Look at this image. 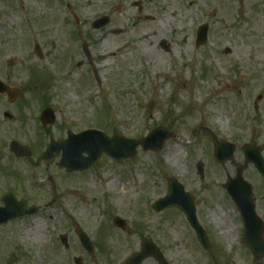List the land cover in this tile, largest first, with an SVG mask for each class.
Segmentation results:
<instances>
[{"label":"rangeland","instance_id":"1","mask_svg":"<svg viewBox=\"0 0 264 264\" xmlns=\"http://www.w3.org/2000/svg\"><path fill=\"white\" fill-rule=\"evenodd\" d=\"M103 16L109 23L92 28ZM202 24L209 27L208 38L197 45ZM36 42L41 60L33 52ZM0 78L24 91L15 105L0 96V193L28 195L40 207L0 227V264L84 259L75 247L65 253L58 241L73 223L98 244L99 264L122 262L145 237L169 264H264L240 245L224 188L235 164H243L242 145H264V0H0ZM46 105L57 119L47 129L39 120ZM158 126L174 135L161 151L138 147L132 160L104 155L88 171L72 174L59 169V158L35 163L49 141L64 138L67 130L142 138ZM23 138L35 147L33 162L9 153L10 141ZM217 138L236 145L233 160L215 159ZM170 177L197 197L210 251L199 245L182 212L152 209ZM244 177L257 191L264 188L252 164L244 165ZM52 182L56 198L48 205ZM115 216L125 219V230L112 224ZM142 264L159 263L148 258Z\"/></svg>","mask_w":264,"mask_h":264},{"label":"water","instance_id":"2","mask_svg":"<svg viewBox=\"0 0 264 264\" xmlns=\"http://www.w3.org/2000/svg\"><path fill=\"white\" fill-rule=\"evenodd\" d=\"M109 22L108 17H102L96 20L93 24V28H101ZM208 26L202 25L198 29L197 45H203L207 41ZM165 49L168 46L163 42ZM85 54L91 64L92 70L96 76L98 83L101 85L100 78L98 76L97 69L93 62V57L88 50L87 43H83ZM35 53L41 58L43 57L40 46L36 44ZM0 91L7 92L11 98L20 96V91H16V95L12 92L8 86L0 80ZM47 118L48 122H53V116L51 112H44L42 119ZM46 122V120H45ZM46 124V123H44ZM172 136V133L165 128L158 127L153 129L146 137L141 139H130L124 136H108L102 131L89 129L83 131L77 135L69 133V137L66 140L52 141L47 147V150L42 154L41 160H52L60 155L59 167L65 168L68 173L79 170H88L101 158L103 154L117 160L123 161L129 158H134L137 154V147L142 146L144 150H161L165 141ZM21 146L17 143L12 144V150L17 154H28L23 152ZM264 146H242V151L245 156V163L253 162L258 166L260 172L264 175V160L261 152ZM236 146L230 142L224 140H216L215 142V157L220 163H225L228 160L234 159V151ZM86 154V155H84ZM198 172L202 176L203 168L202 165H198ZM226 188L231 194L234 201L239 206L252 204V192L251 184L246 182L243 178V167L241 165L236 166V176L229 178L226 184ZM8 198V197H5ZM196 199L192 193L186 192L185 187L176 179L170 178L168 183V191L165 197L158 199L154 202L153 208L156 211H161L169 207H177L186 215L188 221L193 226L197 238L205 250H210V243L204 229L199 224L196 217ZM6 208L0 209V224L7 222L9 219L22 217L26 214H33L37 212L36 207L27 209L24 203H16L14 200L8 201ZM242 209V208H241ZM244 218L250 220L251 217L244 215ZM254 223H258L252 215ZM114 224L122 229L126 227V223L123 219L116 217ZM259 224V223H258ZM84 246L90 251L92 248L89 247L88 238L81 234L80 235ZM246 243L252 250L254 259L261 261L264 258V237L259 233H251L246 227L245 233ZM148 257H154L159 264H168L164 258L160 249L147 238L142 241L141 249L138 253L132 254L122 264H140L144 259Z\"/></svg>","mask_w":264,"mask_h":264},{"label":"flooded vegetation","instance_id":"3","mask_svg":"<svg viewBox=\"0 0 264 264\" xmlns=\"http://www.w3.org/2000/svg\"><path fill=\"white\" fill-rule=\"evenodd\" d=\"M0 79L3 81L2 78H0ZM5 83L8 86V88L12 92H14L15 95H16V93H15L16 91H20V94L21 95L20 96H15V98H13V99L7 93H4V92L0 91V96L1 95L4 96V97L6 96V99H7L8 103L10 105H15L16 104V101L19 98H22L24 96V91L22 89H20L19 87H17V86L10 85L7 82H5ZM46 106H45V108H51L49 106H47V107ZM51 109H53V108H51ZM42 113H43V111L41 112V114L39 116V120L41 122V125L45 129H47V126H50V125L47 124L46 126H44L43 123H48V120H47V118H44L42 120ZM54 116H55V118H54V124H55V122L57 120L55 113H54ZM45 120H46V122H45ZM61 138H59V139H61ZM23 139H24L23 141H19L18 139H12L10 141L9 145H8L9 153L13 156L14 160H16V161H18V160H20V161L21 160L28 161V159H31V162H33V158H35V156H36L35 155V151H34L35 150V147H33L34 146L33 144L28 143L25 140V138H23ZM59 139H56V140H59ZM12 142H18L19 144H21L23 146L21 148H25V149H23V152H28L29 154L17 155L15 152H13L11 150V143ZM46 146H45V148H46ZM40 155H41V153L35 159L36 165H43V164L50 165L51 164L52 161H50V160L41 161L39 163V157H40ZM62 170L65 171V169H62ZM53 184L55 186V183H53ZM6 196H9V197L8 198H5ZM11 196L12 197H15L18 201L23 200L25 206H27V207L33 205V204H31L32 202L29 201L28 195L27 196L26 195L23 196L22 194L20 195L19 193H16L13 190H8L6 193H0V208L6 207V205L8 204V200H10V197ZM253 197H254V200H253L254 201V212H255L256 216L259 218V220H258L259 221V224L256 226L257 233H261V232H264V230H263V227H264V188L258 189V191H257L256 187H253ZM233 211H234L235 216H236V224L238 226V232H239V235L242 237V240L241 241H243V243L240 241V245H243L247 249V245L245 244L244 239H243L244 232H245V222H244V218H243V215H242V212H241L242 209H240V208L237 209L236 205L234 204L233 205ZM27 216L28 215L23 216L22 218L27 217ZM113 219H114V217H113ZM14 220H16V219H14ZM14 220L9 221L8 223H11ZM69 220L71 222L72 221L73 222L75 221L74 218H72V216H71V218H69ZM7 224H4V225H7ZM4 225H0V227H2ZM71 226H72V231H69L70 229H65V232L63 231L61 234L58 235V241L61 242L62 247H63L65 253H68L74 247L75 248H78L79 251L83 252V256H84V259L85 260L82 257H79L77 255H74L71 258V259H73V264H99L98 263V260L100 258V254H99V246H98V244L94 241L93 238L91 239L90 235L83 228L84 231L86 232V234L88 235V237L91 239V241L93 243V246H89L90 248H92V251L86 249L82 245L81 240H80V237H79V230L77 229V226H79V225L77 223H73ZM64 240L66 241L67 244H64V242H63ZM118 263H120V262H118ZM47 264H49L48 261H47Z\"/></svg>","mask_w":264,"mask_h":264},{"label":"bare ground","instance_id":"4","mask_svg":"<svg viewBox=\"0 0 264 264\" xmlns=\"http://www.w3.org/2000/svg\"><path fill=\"white\" fill-rule=\"evenodd\" d=\"M150 20L152 21V24H153V18H152V17L150 18ZM116 30H117V33L121 31L120 27L117 28ZM181 39H182L183 41L185 40V42H187L188 37H186V36H181ZM221 120H222V119H221V116H219V117H218V121L221 122Z\"/></svg>","mask_w":264,"mask_h":264}]
</instances>
